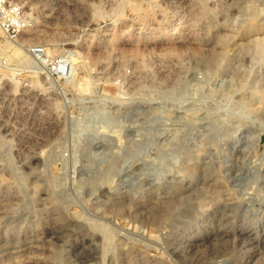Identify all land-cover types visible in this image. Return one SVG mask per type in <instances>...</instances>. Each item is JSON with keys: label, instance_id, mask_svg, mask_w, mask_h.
Instances as JSON below:
<instances>
[{"label": "rangeland", "instance_id": "obj_1", "mask_svg": "<svg viewBox=\"0 0 264 264\" xmlns=\"http://www.w3.org/2000/svg\"><path fill=\"white\" fill-rule=\"evenodd\" d=\"M23 1L0 264H264V0Z\"/></svg>", "mask_w": 264, "mask_h": 264}, {"label": "built area", "instance_id": "obj_2", "mask_svg": "<svg viewBox=\"0 0 264 264\" xmlns=\"http://www.w3.org/2000/svg\"><path fill=\"white\" fill-rule=\"evenodd\" d=\"M30 22L31 17L23 0H0V34L7 42L16 43L29 28ZM28 52L43 65L50 81L66 72V60H51V63H47L48 56L41 47L29 48Z\"/></svg>", "mask_w": 264, "mask_h": 264}, {"label": "bare ground", "instance_id": "obj_3", "mask_svg": "<svg viewBox=\"0 0 264 264\" xmlns=\"http://www.w3.org/2000/svg\"><path fill=\"white\" fill-rule=\"evenodd\" d=\"M212 6V5H211ZM149 9V7H148ZM199 9V7H198ZM195 11V10H194ZM180 13V12H179ZM209 18V17H208ZM194 20V19H193ZM196 24V23H195ZM197 25V24H196ZM198 37V36H197ZM189 46V45H188ZM5 49H9V46L8 45H5L4 46ZM166 70V69H165ZM30 148V147H29ZM1 198V197H0ZM15 201L16 198L13 197V198H3V199H0V214H2L4 211H8V210H13L14 206L15 205ZM195 214V210L193 208L192 205H189L187 206L186 210H185V215H194ZM2 217V215H1ZM189 217V216H188ZM179 219L176 218L175 221H178Z\"/></svg>", "mask_w": 264, "mask_h": 264}]
</instances>
